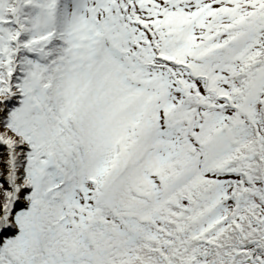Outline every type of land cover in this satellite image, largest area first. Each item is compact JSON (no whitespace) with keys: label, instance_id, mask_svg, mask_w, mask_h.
Listing matches in <instances>:
<instances>
[{"label":"snow or ice","instance_id":"snow-or-ice-1","mask_svg":"<svg viewBox=\"0 0 264 264\" xmlns=\"http://www.w3.org/2000/svg\"><path fill=\"white\" fill-rule=\"evenodd\" d=\"M0 264H264V0H0Z\"/></svg>","mask_w":264,"mask_h":264}]
</instances>
